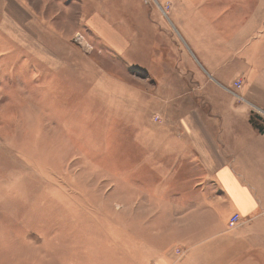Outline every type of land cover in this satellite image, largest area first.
<instances>
[{
    "label": "rangeland",
    "instance_id": "374dc122",
    "mask_svg": "<svg viewBox=\"0 0 264 264\" xmlns=\"http://www.w3.org/2000/svg\"><path fill=\"white\" fill-rule=\"evenodd\" d=\"M136 1L142 18L134 4L131 44L118 52L85 23L60 20L56 0H0V264H157L162 251L181 263V231L166 219L181 227L198 195L200 171L181 164L195 159L181 125L193 106L157 101L137 69L159 53L181 77L175 41L152 25L155 1ZM186 169V182L168 181Z\"/></svg>",
    "mask_w": 264,
    "mask_h": 264
},
{
    "label": "crops",
    "instance_id": "0c3cea01",
    "mask_svg": "<svg viewBox=\"0 0 264 264\" xmlns=\"http://www.w3.org/2000/svg\"><path fill=\"white\" fill-rule=\"evenodd\" d=\"M154 1L152 25L160 22L168 30L166 37L175 41L181 77H172L173 67L159 53L150 66L137 69L148 74L157 101L181 96L191 102L193 108L181 111V125L195 159L181 164L200 171L198 195L189 204L192 218L173 227L178 222L167 214L169 228L181 231L180 264H194L200 256L206 263L232 264L250 252L264 260V184L260 183H264V132L250 123L255 113L264 118V0ZM56 4L59 15H64L60 20L85 23L118 52L131 44L128 23L134 22V4L136 21L142 18L136 0H56ZM133 33L136 37L134 29ZM134 46H140L136 38ZM189 173V169L170 172L168 181L186 182ZM217 212L222 215L214 224ZM233 213L242 223L228 228ZM155 258L157 264H171L174 259L166 251L155 253Z\"/></svg>",
    "mask_w": 264,
    "mask_h": 264
},
{
    "label": "built area",
    "instance_id": "2783aa9c",
    "mask_svg": "<svg viewBox=\"0 0 264 264\" xmlns=\"http://www.w3.org/2000/svg\"><path fill=\"white\" fill-rule=\"evenodd\" d=\"M73 41L75 42V43H77V44H86V46H89L88 45V43H86V41H84V39L82 38V36L81 35H79V34H77V35H75L74 37H73ZM84 41V42H83ZM235 85L237 86V87H240L241 85H240V83H238V82H235ZM255 114H257V115H260V114H258V113H255ZM261 116V115H260ZM262 117V116H261ZM242 222H241V220H240V217H239V215H238V213H233V214H231L230 215V217H229V219H228V221H227V226H228V228H236V227H238L240 224H241ZM181 252V251H180Z\"/></svg>",
    "mask_w": 264,
    "mask_h": 264
},
{
    "label": "water",
    "instance_id": "95a60500",
    "mask_svg": "<svg viewBox=\"0 0 264 264\" xmlns=\"http://www.w3.org/2000/svg\"><path fill=\"white\" fill-rule=\"evenodd\" d=\"M250 123L252 125V127H254L255 129H257L258 132L263 133L264 132V118L261 117L260 115H253L250 118Z\"/></svg>",
    "mask_w": 264,
    "mask_h": 264
}]
</instances>
